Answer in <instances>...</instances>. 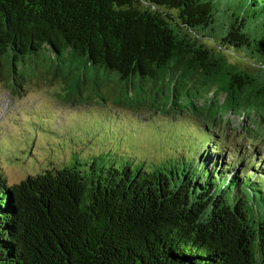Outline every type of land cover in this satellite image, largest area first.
<instances>
[{"label":"trees","instance_id":"trees-1","mask_svg":"<svg viewBox=\"0 0 264 264\" xmlns=\"http://www.w3.org/2000/svg\"><path fill=\"white\" fill-rule=\"evenodd\" d=\"M0 72L14 93L79 81L98 104L215 137L191 161L89 172L68 155L15 185L0 175V264H264V154L244 164L207 124L264 131V0H0Z\"/></svg>","mask_w":264,"mask_h":264},{"label":"rangeland","instance_id":"rangeland-1","mask_svg":"<svg viewBox=\"0 0 264 264\" xmlns=\"http://www.w3.org/2000/svg\"><path fill=\"white\" fill-rule=\"evenodd\" d=\"M27 64L34 69L37 66L31 61ZM4 75L0 72V175L9 186L53 169L63 156L69 155L67 165L79 164V169L89 172L92 165L97 170L111 165H129L135 170L181 156L191 161L215 140L198 122L183 116L172 120L162 110L135 113L110 103L98 104L91 95H99L101 90L94 91L79 81L68 85L62 81L28 80L26 90L14 93ZM83 89L93 90L83 93ZM74 99L76 102H71ZM226 120L227 129L222 123L216 127L207 124L221 135L228 150L241 147L244 164L253 147L264 154V131L260 129L249 137L235 131L243 121L230 115ZM224 158L226 164L238 162L236 154L226 153ZM248 162L251 167L257 164L253 157ZM251 174L256 181L255 172ZM257 182L264 183L260 178Z\"/></svg>","mask_w":264,"mask_h":264}]
</instances>
